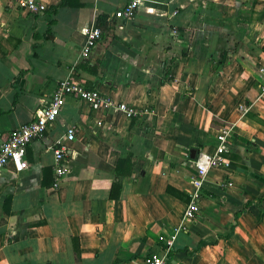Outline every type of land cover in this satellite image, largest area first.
<instances>
[{
    "label": "crops",
    "instance_id": "crops-1",
    "mask_svg": "<svg viewBox=\"0 0 264 264\" xmlns=\"http://www.w3.org/2000/svg\"><path fill=\"white\" fill-rule=\"evenodd\" d=\"M40 1L31 15L0 0V142L70 72L99 102L67 97L27 167L0 169V264H143L171 236L166 264H264V0H144L125 21L126 0ZM98 14L109 26L82 58ZM70 125L55 182L49 146ZM220 126L227 165L195 184L188 150L212 151Z\"/></svg>",
    "mask_w": 264,
    "mask_h": 264
},
{
    "label": "built area",
    "instance_id": "built-area-1",
    "mask_svg": "<svg viewBox=\"0 0 264 264\" xmlns=\"http://www.w3.org/2000/svg\"><path fill=\"white\" fill-rule=\"evenodd\" d=\"M14 8L26 14H38L46 9V6L40 0H9ZM144 0H126L114 12L113 16L120 18L123 21L133 17L136 9L142 5ZM109 22V20H108ZM83 43L79 49V56L86 58L89 56L91 48L100 39V29L95 26H89L84 30ZM261 74H264V65L258 69ZM67 97H72L77 100H83L96 106L99 102L97 92L93 88H86L81 80L76 78L72 72L66 77L58 80L51 91L48 103L38 109L34 117L14 126L1 138L0 142V169L8 164H11L16 170L27 167L25 160V147L35 138L42 137L48 126L55 120L61 106ZM121 110L125 111L128 116L133 113L131 107L120 104ZM231 128L229 126H220L215 133V144L210 152L199 151L191 159V163L195 169V177L193 182L199 184L203 175L209 168H215L227 165L224 154L227 150V142ZM75 128L68 126L64 134L55 139L49 148L53 152L54 163L53 172L55 174V182L66 171V157L68 156L67 142L74 139ZM198 206L194 200H191L185 208L183 218L187 221L194 220L198 214ZM171 237L165 239L164 248L161 252H148L143 257V264H166Z\"/></svg>",
    "mask_w": 264,
    "mask_h": 264
},
{
    "label": "trees",
    "instance_id": "trees-1",
    "mask_svg": "<svg viewBox=\"0 0 264 264\" xmlns=\"http://www.w3.org/2000/svg\"><path fill=\"white\" fill-rule=\"evenodd\" d=\"M60 4H62V0L60 2ZM59 4V5H60ZM59 5H56V6H53L51 8V13L54 14L58 8ZM53 22L52 19H49L47 21V31H49V25ZM95 26H97L99 29H100V32H101V37H104L105 36V31L107 30L108 26H109V22H108V18L107 16L103 15V14H98L96 15L95 17ZM100 37V38H101ZM220 63V62H218ZM13 86L17 89V86L15 85L14 82H12ZM115 185H117L115 183ZM165 190L168 192V193H171L173 194L174 196H176V193L175 192H171L170 189L166 186ZM264 200V193L259 195L257 198H256V201L257 202H262ZM249 204V202H245L242 206V208L239 210V211H234L233 212V217L235 218L241 211L245 210V208L247 207V205ZM72 249H73V253H74V256H75V259H78V245H77V240L76 239H73L72 240Z\"/></svg>",
    "mask_w": 264,
    "mask_h": 264
},
{
    "label": "water",
    "instance_id": "water-1",
    "mask_svg": "<svg viewBox=\"0 0 264 264\" xmlns=\"http://www.w3.org/2000/svg\"><path fill=\"white\" fill-rule=\"evenodd\" d=\"M195 153H196V149H195V148H190V149L188 150V154H189V157H190L191 159L194 158Z\"/></svg>",
    "mask_w": 264,
    "mask_h": 264
},
{
    "label": "rangeland",
    "instance_id": "rangeland-1",
    "mask_svg": "<svg viewBox=\"0 0 264 264\" xmlns=\"http://www.w3.org/2000/svg\"><path fill=\"white\" fill-rule=\"evenodd\" d=\"M258 50H259L260 52H264V45L261 46L260 48H258ZM260 56H261V58H263V57H262V54H261ZM262 61H264V59H262ZM256 67H261V66H260V63H259V64H256Z\"/></svg>",
    "mask_w": 264,
    "mask_h": 264
}]
</instances>
